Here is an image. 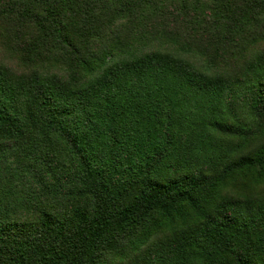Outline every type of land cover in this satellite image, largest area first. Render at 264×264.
I'll return each mask as SVG.
<instances>
[{"label":"trees","instance_id":"obj_1","mask_svg":"<svg viewBox=\"0 0 264 264\" xmlns=\"http://www.w3.org/2000/svg\"><path fill=\"white\" fill-rule=\"evenodd\" d=\"M0 264H264V0H0Z\"/></svg>","mask_w":264,"mask_h":264}]
</instances>
